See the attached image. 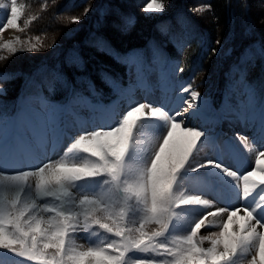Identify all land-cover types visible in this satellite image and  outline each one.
<instances>
[{"label":"snow or ice","instance_id":"snow-or-ice-1","mask_svg":"<svg viewBox=\"0 0 264 264\" xmlns=\"http://www.w3.org/2000/svg\"><path fill=\"white\" fill-rule=\"evenodd\" d=\"M165 8L163 0H151L144 11L162 13ZM0 9L5 10L0 31H23L17 0L0 3ZM71 21L79 23L80 18ZM0 47L13 54L41 50L37 44L18 50L11 41ZM97 47L104 50L107 42L101 38ZM190 89V84L180 89L190 95L181 97L186 107L176 111L146 101L130 102L122 114L93 106L101 113V126L72 137L63 156L12 173L0 170V249L7 250L5 255L14 253L36 264H264V150L256 154L253 170L243 175L222 162V153L221 159L202 158L211 133L177 119L190 111L195 116L205 105L201 94ZM246 105L248 119L258 120L264 135V103L257 109L249 95ZM61 111L52 105L47 118L32 127L37 147L45 148L50 140L54 151L61 144L66 136L58 119ZM142 135L151 136L148 146L138 139ZM236 138L241 143L248 139L239 133ZM209 177L235 189L247 202L243 209L218 208L191 219L189 209L211 207L203 196L212 187ZM189 181L203 191L185 194ZM241 210L243 224L234 219ZM209 216L226 219L219 231L198 237ZM184 225L188 230L175 234ZM81 233L87 234V248L75 244ZM204 239L210 246H202Z\"/></svg>","mask_w":264,"mask_h":264},{"label":"rangeland","instance_id":"rangeland-1","mask_svg":"<svg viewBox=\"0 0 264 264\" xmlns=\"http://www.w3.org/2000/svg\"><path fill=\"white\" fill-rule=\"evenodd\" d=\"M56 0H17L18 6L21 7L22 14L20 17V20L18 21L19 28H22L23 31H20L19 29H12L8 28L6 30L0 31V45H4L7 42H12V47L20 50V49H26L30 46V44H37L38 47H40V51L43 52L40 54L38 59L30 61L33 56V52L28 51H17L15 54H13L8 48L0 47V70L3 69H12L13 67H20L23 70H30L36 64L39 62L42 58L46 57L50 53L52 54L53 50L50 45H53L54 39H61L64 37L66 32L63 34L61 33V36L59 38H56L54 36H47L45 33L42 32H36L34 27V22L37 21V18L44 13V9H47L50 6H54L56 4ZM98 0L94 1V6L97 4ZM139 2H144L143 0ZM151 0H146L137 10V15L139 16V20L143 18H153L157 16L156 21H160L167 13V15H170L172 10L177 7H182L184 3H186V0H163V2L166 5L165 10L162 13H152L148 12L146 13L144 11L145 6L150 3ZM0 3H10V0H0ZM49 5H46V4ZM209 0H191L187 5H189L191 11L195 14L196 17H198L205 25L207 24V20L209 18L210 13L212 12V7L210 10L204 8L205 5H211L209 4ZM110 4L108 0L105 2H99L96 6L99 10L98 14L101 17V20H104V18L109 16V8L107 6ZM182 5V6H179ZM53 9V8H52ZM197 9H202L200 11H197ZM133 11L132 9H128V11ZM53 10H51L52 12ZM4 12L5 10L0 9V19L4 18ZM83 11H78L74 15H79ZM210 12V13H209ZM113 18H117L118 22L121 26H124L126 23H123V20H121L115 13H113ZM71 17L73 15L68 14L65 15V19H69L68 23L69 25L72 23ZM87 17V16H86ZM83 16L81 17V19ZM139 22V21H138ZM138 24V23H137ZM257 27H259V23H255ZM60 35V34H59ZM58 35V36H59ZM90 36V35H89ZM88 36V37H89ZM37 37H39V42L37 41ZM88 37H86L81 45L75 46V48L79 49L83 47L84 45L88 44ZM18 38V39H17ZM150 38H146V40H135V41H123L120 43V49H117L116 55H120V58L122 60V64L119 65V67H125L127 68L126 75L119 76H110L107 72H104V84H103V94L109 97H116V102L113 101V103L118 104V109L120 111V114L123 113L129 106L130 102H148L153 105H164L168 109L176 111L180 110L182 107H186V105L183 104V100L181 97L188 98L189 93H181L180 89L188 86L189 83L187 80H182L179 71L177 69L179 68V63L177 60H166L162 57H158V53H156L152 59L150 56V50L152 49L149 47L148 52L145 51L147 43L149 44L151 41H149ZM112 41V40H111ZM42 42V43H40ZM107 42V41H106ZM113 42V41H112ZM112 42H107L109 47L116 48V44L114 45ZM146 42V43H145ZM247 45H245L243 48L241 46V51L238 55H236L234 52H232V60L228 65V73L229 78L227 80H223V76L220 78L218 88L215 90L214 96L204 97L202 96L201 92H199L195 88H191L190 90L198 91L201 94V97L203 101L205 102L204 107L201 109L206 113V122L202 123L201 116H191L190 119H184L181 117H177V119H184L185 124L187 126H193L205 129L211 133L210 136V144L208 147H206L202 152V158H210V159H221V153L222 160L229 157H238L241 159L246 160V156L244 155V152H247V147L255 148L256 150L252 151V154H247L248 160L249 157H253V160H255L257 151V148L253 145H244L245 147H241L238 142L236 135L232 136V133H229V130L223 129V126H227L228 123H232L234 126L232 127L235 134L239 133L242 137L250 132V130L257 129L254 131V134H251V139L253 138V143L256 145H261L264 143V135H262L259 131V121L253 122L252 120L248 119V116L250 115V109L247 107L246 102L248 100L247 94L254 92V89L251 88V86L248 85L247 81H242L243 73L241 71V67L243 66L246 68L248 64L249 59L256 58L258 59V62L264 63V44H262L261 41L252 38ZM145 43V44H141ZM62 44H66L62 42ZM80 44V43H76ZM50 46V47H49ZM114 46V47H113ZM46 48H51L48 50H45ZM24 55H28L30 58L23 61L21 64L25 65H19V59L24 58ZM39 55V54H38ZM55 55V54H54ZM76 52H73L71 55H69V52L61 53L60 55L53 58L49 65H42L39 68L35 70V74L33 75L34 78L37 77V80H33L30 83L26 85L25 88H28L32 85L36 86L37 83H40L41 86H49L54 85L59 86V82L56 78L60 79V81L63 80V76L58 70L60 62H63V60H68L72 56H76ZM34 57V56H33ZM29 60V61H28ZM45 61H48L46 58ZM181 62V59H180ZM227 64L225 65V67ZM257 66V65H256ZM255 66V67H256ZM225 75V74H224ZM7 77V74L5 72H0V78ZM45 81V84H41L42 81ZM76 82H79L81 77H74ZM180 79L179 82L176 80ZM224 85L223 88H221V83ZM245 82L247 85L245 86ZM18 83V81H14L11 83V85L7 83H0V129L2 128L3 131L7 132L8 135L15 136L17 142L19 143L17 147L10 146L9 149H4L2 151V154L0 155V170H4L8 173H12L18 170H25L32 167H18L13 164H11L12 156L14 151L22 152V148H24L26 145L32 144L33 142L37 144L36 138L34 137L32 133V127H36L39 124H41V121H39L40 118H42V112H40L39 108L36 107V105L40 104L42 105V109H45L46 102L43 99H40L41 96L34 97H21L22 101L27 102L26 105L25 102L18 105L16 107L14 115L6 116L5 113L9 110L8 106L4 103V100L7 99L8 95H13L15 92V84ZM49 83V84H48ZM14 87V88H13ZM192 87V86H191ZM131 89V92L129 93L127 90ZM31 91V90H29ZM116 92V93H115ZM115 93V94H114ZM77 95H80L78 92H76ZM92 94V93H89ZM42 95V94H41ZM89 96V95H87ZM219 97L218 104H217V98ZM84 98H87L84 96ZM100 98V97H96ZM168 98L169 102L165 104H161L162 100ZM253 98L255 100L256 108L258 109L262 103H264V95L260 96L258 93L257 95L254 93ZM88 99V98H87ZM20 102V100H19ZM55 105L57 108L62 109L61 104H54L51 103V106ZM98 105L101 106V102H98ZM219 105V106H218ZM216 107H220L221 111L215 110ZM178 108V109H176ZM70 110V109H69ZM207 110H211V115H207ZM200 111V112H201ZM218 112V113H216ZM209 118H208V117ZM69 122L72 121L71 116L68 118ZM80 124V122H78ZM237 124V125H235ZM74 127H76V124H73ZM85 126L84 124H82ZM247 131V133L245 132ZM223 132H227L224 134ZM249 136V135H248ZM138 139L145 144L146 146L149 145V141L151 140V136H140ZM26 145H24V143ZM248 141L246 142V144ZM47 145H51V141L49 140V143ZM60 147V144L57 146ZM264 150V144L261 146ZM219 149V150H218ZM9 150L10 153L8 152ZM243 152V154L241 153ZM20 158H24V156H20ZM246 158V159H245ZM47 160V159H46ZM242 164V162L239 164V166ZM253 165V163H251ZM226 165V164H225ZM249 166L250 170H253L254 166ZM238 170V174L243 175L246 172L237 168L235 171ZM194 176L196 174H193ZM212 185L211 190L209 191H203L202 189H197L195 186L194 181H189L186 183L185 186V194H195L198 191H203L204 198L208 200L214 201L216 204H222L225 208H234L238 207L236 204L234 198L236 200L239 199V196L234 195L233 199L229 198L228 191L230 193V190L224 188L218 181L215 180V177H209L206 178ZM254 179L258 182L261 179V175L257 173V176L254 177ZM217 183L214 184V181ZM216 185V186H215ZM225 186V185H224ZM242 186V182H241ZM226 187V186H225ZM259 189H257V192ZM34 196V193L31 194ZM255 195V193H254ZM238 197V198H237ZM27 198V197H26ZM251 199V197L249 198ZM53 202V201H49ZM235 202V203H234ZM58 203V202H54ZM245 204L244 202H242ZM213 208L208 209H189L188 210V216L191 219H198L200 218L205 211H212ZM47 215V214H46ZM222 219H225L224 217H211L209 216L208 219L205 221V226L201 228V231L198 233V237H209L213 234V232L219 231V225L222 222ZM150 229L156 228L155 225L149 226ZM188 230V225L182 226L180 229L177 230L175 234L182 235ZM86 235L83 233L84 238L86 239ZM104 235V234H102ZM78 237V236H77ZM75 238V244L77 246L80 245V241L78 238ZM98 237H93L92 240L94 243L99 242ZM86 248L89 246L87 240H86ZM203 247L210 246V242L207 239L203 240ZM7 250L0 249V260L4 261V264H36L34 261H28L24 257H18L15 256L14 253H7L5 255ZM134 254L130 253L129 256L133 257ZM136 256H143V255H155L154 253H136ZM157 259H162L161 257H156ZM170 259V258H169ZM129 264H131V260L129 261Z\"/></svg>","mask_w":264,"mask_h":264},{"label":"trees","instance_id":"trees-1","mask_svg":"<svg viewBox=\"0 0 264 264\" xmlns=\"http://www.w3.org/2000/svg\"><path fill=\"white\" fill-rule=\"evenodd\" d=\"M56 1L54 6L46 4L49 7L44 9V13L34 22L33 29L36 32L45 33L49 37L55 35L56 38H59L62 32V36L66 30L67 32L62 41L61 39L53 40L52 54L42 58L34 64L32 69L23 70L20 67H13L0 70V72L9 74L7 79L0 78V83L11 85L14 81H18L15 84L14 94L7 97L10 103L19 94L23 79L27 74L34 75L37 68L49 65L53 58L67 51L69 55L73 52H76L77 55L68 60L64 59L63 62H60L59 67L64 78L73 83L75 90L80 93L88 92L91 83H94L99 90H103L104 72L117 75L123 72V68L119 67L121 62L116 55L117 49L121 48L119 44L123 41L146 40L153 36L160 37L167 43L166 46L157 48L158 54H167L170 57L178 58L179 61L181 59L180 66L184 69L183 72H180L181 78L191 80L199 92L211 97L214 96L213 92L218 88L220 78L222 76L223 80L229 78L228 65L233 58L232 52L238 55L252 38L264 44V0H209L212 12H209L210 15L205 25H202L204 23L187 5L191 0H186L187 2L183 6L179 5L182 7L173 9L170 15L167 13L163 15L160 21H156L157 16L139 20L136 12L146 0H143L144 2H139L141 0H108L110 4V8L107 4L109 16L104 20L100 19L99 10L94 11V9H98L96 6L99 2L106 0H98L95 6V0ZM86 7L90 9L87 15H85ZM132 8L133 11H128ZM51 10L53 11L51 12ZM78 11L83 12L74 15ZM113 13L123 20V23L129 19L132 23L121 26L117 18H113L115 16ZM68 14L79 17V23L69 25V19H65V15ZM257 22L259 27L255 24ZM86 37H88V44L81 47L80 50L75 48V46L81 45ZM101 38L108 43L113 41L116 48H111L107 44L104 50L99 49L97 41ZM217 40H219V44L216 43ZM62 42L66 44H62ZM213 49L215 52L212 51ZM40 52H33L34 57L31 56L32 58L24 55V58L19 59V65H25L27 62L21 63L29 58L30 61L38 59L37 57L42 55ZM46 58L48 61H45ZM241 69L244 70L243 67ZM263 76L264 63L261 65L259 63V66L249 73L251 81H259ZM74 77H81V79L75 83ZM223 85L224 81L221 83V88ZM65 91H63V95Z\"/></svg>","mask_w":264,"mask_h":264},{"label":"bare ground","instance_id":"bare-ground-1","mask_svg":"<svg viewBox=\"0 0 264 264\" xmlns=\"http://www.w3.org/2000/svg\"><path fill=\"white\" fill-rule=\"evenodd\" d=\"M198 115H202L203 117L205 116V114L201 111H199V113L197 114V115H195V116H198ZM191 116H194V115H192V113H191V111L188 113V114H186V116L184 117V119H190L189 117H191ZM234 129V128H233ZM65 140V138L63 139V141ZM247 141H248V139H247ZM249 142V141H248ZM240 144H242V143H240ZM243 146V145H242ZM247 149H248V151L246 152L247 154H249V153H251L252 154V151L253 150H256L255 148H252L251 149V147L249 148V147H247ZM260 150H257L255 153H258ZM246 159V158H245ZM249 159L250 160H247V162L246 163H243V164H245V166L242 168V170H244L245 172H248V171H251L250 170V167L249 166H251L252 164L251 163H253V165L252 166H254V161L255 160H253V157H249ZM249 164V166H246V165H248ZM228 167H231L230 169H232V170H234L233 169V167H232V165L229 163V165H228ZM237 172H238V170H237ZM222 183V182H221ZM223 185H225L229 190H230V195L234 198V195H237L238 196V194H237V191L235 190V189H233L230 185H228V184H224V183H222ZM234 200H235V202H236V204L238 205V207H241V209H243V203L242 202H240L239 200H236L235 198H234ZM210 201V204H211V207H210V209L211 208H213V210L212 211H215L216 209H218V208H225L222 204H216L214 201H212V200H209ZM245 215V213L243 212V210H241V212L238 214V216L236 217V218H234V219H236L237 221H238V223L239 224H243L244 223V221L243 220H240V217L241 216H244ZM225 219H226V216L224 217ZM83 248H86V246H82Z\"/></svg>","mask_w":264,"mask_h":264}]
</instances>
